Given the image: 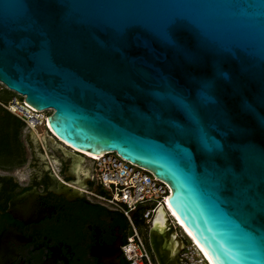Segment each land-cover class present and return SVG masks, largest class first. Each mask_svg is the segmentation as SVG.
I'll use <instances>...</instances> for the list:
<instances>
[{
    "label": "water",
    "instance_id": "1",
    "mask_svg": "<svg viewBox=\"0 0 264 264\" xmlns=\"http://www.w3.org/2000/svg\"><path fill=\"white\" fill-rule=\"evenodd\" d=\"M0 84L53 110L46 144L165 182L213 264H264V0H0ZM172 222L156 264H182Z\"/></svg>",
    "mask_w": 264,
    "mask_h": 264
},
{
    "label": "flooded vegetation",
    "instance_id": "2",
    "mask_svg": "<svg viewBox=\"0 0 264 264\" xmlns=\"http://www.w3.org/2000/svg\"><path fill=\"white\" fill-rule=\"evenodd\" d=\"M25 141L24 174L0 172V264H129L122 251L128 220L83 192L97 188L90 160ZM69 187L82 197L69 200Z\"/></svg>",
    "mask_w": 264,
    "mask_h": 264
},
{
    "label": "built area",
    "instance_id": "3",
    "mask_svg": "<svg viewBox=\"0 0 264 264\" xmlns=\"http://www.w3.org/2000/svg\"><path fill=\"white\" fill-rule=\"evenodd\" d=\"M6 89V88H5ZM0 106L17 117L24 131L34 134L44 144V136L50 134L58 140L49 127L47 118L52 109L36 110L16 93ZM92 163V180L103 194L85 191L97 204L121 213L129 222V233L122 247L129 264H152V254L145 240V233L160 206H166L170 195L168 185L152 176L147 170L122 159L115 152H105L89 159ZM141 206V208H139ZM139 214L145 228L139 229L133 222V215ZM174 227L176 225L172 222ZM147 227V228H146ZM177 229V228H176ZM184 246L179 256L182 264H210L197 247L179 233Z\"/></svg>",
    "mask_w": 264,
    "mask_h": 264
},
{
    "label": "trees",
    "instance_id": "4",
    "mask_svg": "<svg viewBox=\"0 0 264 264\" xmlns=\"http://www.w3.org/2000/svg\"><path fill=\"white\" fill-rule=\"evenodd\" d=\"M10 97L11 92L0 87V102H6ZM22 128V122L0 106V169L3 171L21 167L27 160L26 147L21 138ZM133 222L139 229L145 228L138 213L133 215Z\"/></svg>",
    "mask_w": 264,
    "mask_h": 264
},
{
    "label": "bare ground",
    "instance_id": "5",
    "mask_svg": "<svg viewBox=\"0 0 264 264\" xmlns=\"http://www.w3.org/2000/svg\"><path fill=\"white\" fill-rule=\"evenodd\" d=\"M34 135V134H33ZM35 136V135H34ZM55 136V135H54ZM53 137V136H52ZM56 137V136H55ZM36 138V137H35ZM54 138V137H53ZM58 140L56 141H59L60 139L58 137H56ZM37 139V138H36ZM61 141V140H60ZM63 143V142H62ZM63 146V144H61ZM82 155H86L88 159H91V157H94L93 155L91 154H88V153H83L81 152ZM83 157V156H82ZM86 158L83 157L82 160H85ZM87 160V159H86ZM166 206H167V209L169 210L170 212V215L174 218L175 220V223L181 228V231L182 233H184L186 235V237L188 239L191 240V242L197 247V249L200 251V253L203 254V256L207 259V261L210 263V264H213V262L211 261V259L209 258V256L206 254V252L202 249V247L194 240V238L191 236V234L188 232V230L183 226V224L181 223V221L179 220V218L176 216L175 212L173 211L172 207L170 206L168 200L166 199ZM163 212L162 211H159L157 213V216L155 219H163Z\"/></svg>",
    "mask_w": 264,
    "mask_h": 264
},
{
    "label": "rangeland",
    "instance_id": "6",
    "mask_svg": "<svg viewBox=\"0 0 264 264\" xmlns=\"http://www.w3.org/2000/svg\"><path fill=\"white\" fill-rule=\"evenodd\" d=\"M0 87H2V88H5L3 85H1L0 84ZM11 92V91H10ZM15 94L13 93V92H11V97L10 98H12L13 96H14ZM3 103H5V102H3ZM29 134L27 133V132H25L24 131V128H22V141L24 142V144H25V146H26V148H27V144H26V139H28V136ZM85 158L86 159H88L87 158V156L85 155ZM84 163H90L88 160H85V162ZM22 167V166H21ZM21 167H18V168H14V169H12V170H9V171H3V170H1L0 169V172H8L9 174H17V176H19L21 173H23L24 174V170L21 168ZM94 192L95 193H97V194H103V191L99 188V187H97V188H95L94 189ZM91 202H94V203H97L95 200H93V199H89ZM147 235V232H146V234H145V236ZM146 239H147V236H146Z\"/></svg>",
    "mask_w": 264,
    "mask_h": 264
}]
</instances>
